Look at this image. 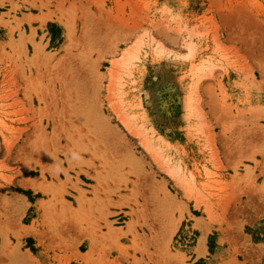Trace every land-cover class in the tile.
Instances as JSON below:
<instances>
[{
  "label": "rangeland",
  "instance_id": "obj_1",
  "mask_svg": "<svg viewBox=\"0 0 264 264\" xmlns=\"http://www.w3.org/2000/svg\"><path fill=\"white\" fill-rule=\"evenodd\" d=\"M0 264H264V0H0Z\"/></svg>",
  "mask_w": 264,
  "mask_h": 264
},
{
  "label": "bare ground",
  "instance_id": "obj_2",
  "mask_svg": "<svg viewBox=\"0 0 264 264\" xmlns=\"http://www.w3.org/2000/svg\"><path fill=\"white\" fill-rule=\"evenodd\" d=\"M65 28H66V30H69L68 29V26L67 25H65ZM95 122V121H94ZM96 124H97V122H96ZM170 172L171 173H173V175L174 174H176V172H174V171H172V170H170ZM178 182H181L182 181V179L180 178V177H177V179H176ZM40 181V180H39ZM30 187H32L33 188V190H37V189H42V187H41V185H40V183L38 182V181H31L30 182ZM45 187V186H44ZM47 189V188H46ZM48 191V190H47ZM44 203V202H43ZM62 203H64V202H62ZM65 204V203H64ZM40 205H41V203H40ZM67 206H69V205H67ZM196 206H198V204H196ZM64 207V206H63ZM65 208V207H64ZM72 210V209H71ZM43 211H45V210H43ZM63 212V211H62ZM67 212H69V211H67ZM74 214V213H73ZM41 216V215H40ZM73 216H76V213H75V215H73ZM174 227V226H173ZM175 230H176V226H175V228H174V230H171V232L172 233H174L175 232ZM24 231L26 232V233H29L30 231H31V229H30V227L28 228V227H26L25 229H24ZM33 234V233H32Z\"/></svg>",
  "mask_w": 264,
  "mask_h": 264
}]
</instances>
